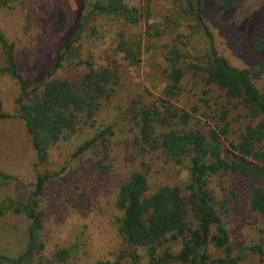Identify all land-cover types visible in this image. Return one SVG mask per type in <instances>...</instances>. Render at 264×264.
Masks as SVG:
<instances>
[{
  "label": "trees",
  "instance_id": "trees-1",
  "mask_svg": "<svg viewBox=\"0 0 264 264\" xmlns=\"http://www.w3.org/2000/svg\"><path fill=\"white\" fill-rule=\"evenodd\" d=\"M76 1L84 15L53 63L52 73L61 68L73 43L86 31L89 38L112 48L113 54L121 55V61L133 67L140 65L142 54L155 50L162 68L161 93L149 104L135 97L124 113L133 132L130 149L139 157V167L128 171L112 187L116 191L115 208L120 211L117 233L126 249V264H240L250 253H256L260 263H264V244L234 248L226 221L229 202L224 199L216 207L211 186V179L219 174L246 183L250 186L251 210L264 220V55L248 67L230 64L216 50L204 16L206 3L216 10L231 12L251 0H164L165 6L160 9L156 0ZM260 8L264 12V0ZM194 40L202 44L200 50ZM0 49L5 63L0 74H9L21 88L16 101L18 117L36 158L35 182L26 200L7 199L0 203V216L11 212L22 214L29 221L27 248L16 258L0 254V264H43L34 262L43 247L40 231L44 211L40 201L53 175L38 168L48 161L49 149L68 133L87 123L94 127L91 122L101 105L116 95L121 82L119 67L114 59L111 67L99 70L92 63L81 61L84 69L79 77L53 78L50 73L25 92L13 45L1 31ZM251 50L264 53V25L262 33L253 39ZM187 73L203 83L204 93L215 90L222 95L214 101L215 110L208 106L207 117L215 126L207 131L190 128L191 114L177 106ZM25 96L29 101H25ZM232 103L244 111L248 123L234 141L228 140L229 150L223 143L229 134L227 118ZM192 111L197 108L192 107ZM3 118L5 115L0 114ZM113 134L107 126L97 136L106 140ZM96 141L95 137L80 144L77 152L88 151ZM157 151L176 165L188 159V180L182 185L152 186L145 159ZM103 154L96 165L107 172L111 165L106 164V158L111 153L107 150ZM112 156L115 164L116 157ZM16 181L0 173V186ZM236 195L233 190L234 200ZM169 241L179 242V249L171 251L166 247ZM68 256V250L55 254L63 264Z\"/></svg>",
  "mask_w": 264,
  "mask_h": 264
},
{
  "label": "rangeland",
  "instance_id": "rangeland-1",
  "mask_svg": "<svg viewBox=\"0 0 264 264\" xmlns=\"http://www.w3.org/2000/svg\"><path fill=\"white\" fill-rule=\"evenodd\" d=\"M137 0H132V2ZM263 0H251L246 6L235 11H219L205 4V19L213 36L216 50L230 64L244 68L256 64L264 55L251 50L253 39L262 33L264 12L260 8ZM157 9L165 6L164 0H156ZM83 14L76 0H0V31L4 39L13 45L17 72L23 80L25 92L51 73L53 78L75 79L83 71L81 61L92 63L94 68L111 67L112 60L118 65L121 78L116 95L101 105L94 122L84 124L68 133L48 151V161L38 169L53 178L47 183L41 197L44 211L40 231L42 249L34 262L63 264L55 258L58 251L68 250L64 264H126V249L117 233L120 211L115 208L113 185L128 171L137 169L138 155L130 149L133 138L131 123L124 114L130 100L139 97L149 104L163 87V76L155 50L144 53L141 63L133 67L121 61V55L113 54L99 41L89 38L88 31L73 43L65 61L57 72L52 67L65 45L73 37L78 21ZM201 49L200 41H193ZM157 45V44H156ZM160 47V44H158ZM5 66L0 49V69ZM199 79L187 73L183 79V93L177 106L191 114L188 126L204 131L214 128L207 117L209 109L215 110V99L222 95L215 90L204 93L206 88ZM19 84L7 73L0 74V173L15 178L0 186V203L11 199L25 201L35 182L36 158L23 122L18 117L17 99L20 97ZM25 101H29L25 96ZM196 107L197 111H192ZM229 134L224 147L230 150L228 140L233 141L248 123L244 111L229 105L227 118ZM107 126L113 136L104 140L97 136ZM97 138L96 145L88 151L77 152L80 144ZM264 149V143L262 144ZM110 169L100 170L97 162L102 154ZM112 154L116 157L115 159ZM104 155V154H103ZM150 166L152 186L182 185L188 180V159L176 165L161 151L146 158ZM217 207L226 199L229 210L226 221L231 243L236 250L264 244V220L248 203L250 186L237 178L219 174L211 179ZM237 193L236 200L232 191ZM29 221L24 215L7 212L0 216V254L16 258L28 245ZM171 251H177L179 242L166 244ZM142 257L143 252H140ZM240 264H264L256 253L247 255Z\"/></svg>",
  "mask_w": 264,
  "mask_h": 264
}]
</instances>
